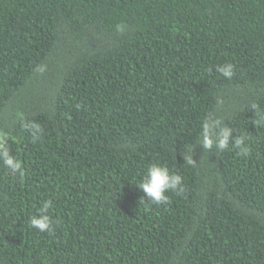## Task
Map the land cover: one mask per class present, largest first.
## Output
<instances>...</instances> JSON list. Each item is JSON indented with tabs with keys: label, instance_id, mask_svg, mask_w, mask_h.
<instances>
[{
	"label": "trees",
	"instance_id": "1",
	"mask_svg": "<svg viewBox=\"0 0 264 264\" xmlns=\"http://www.w3.org/2000/svg\"><path fill=\"white\" fill-rule=\"evenodd\" d=\"M0 149V264H264V0H0ZM153 163L167 204L140 203Z\"/></svg>",
	"mask_w": 264,
	"mask_h": 264
},
{
	"label": "clouds",
	"instance_id": "2",
	"mask_svg": "<svg viewBox=\"0 0 264 264\" xmlns=\"http://www.w3.org/2000/svg\"><path fill=\"white\" fill-rule=\"evenodd\" d=\"M125 26L118 24L116 26L117 31L123 32ZM234 65L227 63L219 66L217 71L225 78L230 79L234 73ZM43 71V69H41ZM218 126V122L213 124L206 121L202 128L201 143L206 149H217L224 151L229 148V143L232 141L233 147L239 149L240 154L247 156L249 149L246 147L247 137L240 135L233 138L232 130L223 127L216 133L214 129ZM26 130H30L33 134V140L38 138L37 133L40 130L39 124L30 122L25 125ZM191 149L185 153V158L188 163H192ZM0 160L3 164L13 173L19 174L21 177L24 175L22 165L18 159L10 154L7 149H0ZM183 178L180 174L170 170L166 166H162L158 163H153L148 166L144 174L142 175L138 183H134L143 195L140 197V203L163 205L169 202V196L166 193L176 192L180 194L184 191ZM145 200L147 202H145ZM52 209V201L46 199L41 202L40 206L35 210V213L30 217L29 224L32 228L38 230L41 233H51L53 230V221L50 215Z\"/></svg>",
	"mask_w": 264,
	"mask_h": 264
}]
</instances>
